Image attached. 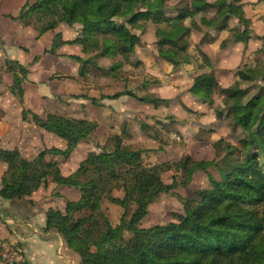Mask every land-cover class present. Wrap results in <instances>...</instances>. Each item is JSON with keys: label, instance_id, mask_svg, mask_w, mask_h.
<instances>
[{"label": "trees", "instance_id": "16d2710c", "mask_svg": "<svg viewBox=\"0 0 264 264\" xmlns=\"http://www.w3.org/2000/svg\"><path fill=\"white\" fill-rule=\"evenodd\" d=\"M240 1L190 0L179 9L164 10V0H35L25 3L11 19L33 25L38 36L54 31L60 24L79 25L78 37L65 42L55 34L50 49L44 53L56 55L62 45L77 44L82 56L70 58L79 64V77L86 78L90 69L102 68L100 76L116 78V70L124 63L117 61L106 68L98 65L99 59L121 56L129 61L133 54L138 59L137 49L145 46L141 41L145 27L140 22L156 26L157 57L174 70L189 61L186 51L192 33L205 32L198 44L201 45L211 42L208 30L229 29L230 35L220 48L237 42L246 44L252 31L238 6ZM205 13L212 16L197 19ZM232 18L237 24L230 29ZM187 19L189 26L184 25ZM260 40L264 52V37ZM200 54L211 67L209 59ZM137 61L133 67L141 64ZM5 70L12 76L10 93L22 103L27 68L6 60ZM236 75L239 81L224 88L212 70L195 77L188 93L203 104L211 103L216 95L220 98L218 115L224 112L223 120H231L234 129L244 132L237 141L238 148L226 145L220 157L219 139L212 143L214 157L210 161L185 156L179 173L181 181L172 177L168 185L162 180L164 165H145L142 155L147 151L126 146L119 136L112 138L110 149L89 152L75 172L62 176L54 158L67 159L79 142L94 134L96 124L58 114H47L42 119L23 108L24 122L52 133L66 147L44 149L32 159L23 158L16 149H0V162L6 165L0 199L21 200L46 188L49 181L77 189L78 201H65L63 211H46L44 231L57 233L65 247L78 256L80 264H264V86L248 91L240 87V82L249 81L251 75L256 76L253 81L264 79V75L255 65L239 69ZM121 96L153 107L167 102L151 95L138 97L126 89L103 98ZM210 168L217 171L219 179L210 174ZM198 171L206 174L208 186L188 197H178L182 211L175 215V221L148 228L137 226L160 195L171 193L177 186L186 187ZM114 191L122 196H112ZM104 199L123 210L115 226L101 208ZM125 232L132 234L129 239H125Z\"/></svg>", "mask_w": 264, "mask_h": 264}, {"label": "crops", "instance_id": "0c3cea01", "mask_svg": "<svg viewBox=\"0 0 264 264\" xmlns=\"http://www.w3.org/2000/svg\"><path fill=\"white\" fill-rule=\"evenodd\" d=\"M34 1L0 0V10L8 11L0 12V37L4 41L0 56L3 54L7 60L17 61L28 70L26 80L22 83L24 91L22 103L10 93L9 85L0 84V111L2 112L0 116V149H16L26 159L34 158L44 149L64 150L66 143L52 133L39 129L32 123L24 122L21 115L23 108L30 110L42 119L47 114H58L95 123L94 134H97L102 125L97 123L96 118L84 116L83 111L92 112L98 108L108 109L107 112L112 114V120L114 117H122L123 122L117 133L114 128L111 129L113 127L111 124L106 127L105 133L103 132L100 137L103 138L104 134L111 133L123 138V143L126 146L135 144L128 141V138L143 137L144 127L140 125V121L150 126V122L155 116L163 119L170 118L176 124L186 120L182 122L186 126L179 125V128L177 127L179 129L177 131H180L179 134L183 138L189 134L187 130L190 131V129L187 125L190 122L194 123L196 114L207 122L202 123L204 126L213 124L216 121L214 113L216 116L220 98L214 96L211 103L203 104L193 97L188 93V89L194 78L213 70L221 87H229L238 82L239 78L236 72L245 66H250V62H244L243 66L237 69L230 67L229 64L236 58L240 64L243 57L246 59L250 54L260 51L262 47L260 38L264 37V0H241L238 6L244 17L250 21L252 31V37L248 42L246 44L237 42L222 49L220 44L229 37V29L220 32L208 30L211 42L201 45L198 44L205 32L197 35L192 33L190 45L186 51L189 61L174 70L170 64L157 57L155 29L153 26L147 25L145 32L141 35V41L145 46L137 49L138 59L141 62L139 69H142L144 74L140 76L141 78L131 76L129 85H133V89L124 87L121 91L126 89L138 97L151 95L167 101L153 107L151 104L139 102L128 96L109 99L103 97L114 94H101L99 98L94 95H84L80 89L84 87L83 80L85 78L78 76L79 64L70 58V56H82L81 47L77 44H64L57 50L56 55L44 53L45 50L50 49L55 34H60L62 41L65 42L78 37L81 29L79 25L60 24L54 31L38 36L33 29L19 32V27L15 23L18 21L4 16H14V13L10 11L19 12L25 3ZM214 1L216 0H206L208 3ZM208 14L203 16L205 18L212 16V14ZM236 24L237 20L232 18L228 27L231 29ZM184 25L189 26V21L186 20ZM200 53L209 59L211 67L207 66ZM34 58L37 59L34 60ZM153 82L154 84H151ZM126 85L128 84L124 86ZM215 97L218 98V101H215ZM119 105H123L124 109H117L116 106ZM213 106L215 107L214 113ZM72 107L76 108L75 111L80 113V116L70 115ZM111 108L114 112H109ZM166 111H170L171 114L169 115ZM178 112L181 114V118L174 116L179 115ZM198 128L204 129L203 127ZM210 128L213 129V127ZM210 135V138L204 140L195 139V143H189V146L204 145L211 148L212 143L216 142V138L213 133ZM150 141L151 145L145 147L147 152L156 149V140ZM90 144L87 140H83L77 144L67 159L59 156L54 158L62 176H68L75 172L87 154L94 152ZM138 149L145 150L140 147ZM146 153L142 155L143 159L146 157ZM211 159L206 158L205 161ZM144 164L151 166L156 163L144 162ZM5 169L6 165L0 162V181ZM79 197L80 193L77 189L63 185L57 186L49 181L46 188H39L21 200L10 202L0 199V207L3 210L0 212V246L19 247L24 252L28 264H80L78 256L65 247L57 233L44 231L45 214L49 208L63 211L65 201L76 202Z\"/></svg>", "mask_w": 264, "mask_h": 264}, {"label": "rangeland", "instance_id": "374dc122", "mask_svg": "<svg viewBox=\"0 0 264 264\" xmlns=\"http://www.w3.org/2000/svg\"><path fill=\"white\" fill-rule=\"evenodd\" d=\"M189 2L190 0H164L163 8L164 10H175L183 7ZM0 12H8V11L0 10ZM10 12L14 13L13 14L14 16L11 15H4V16L11 18L17 16L18 14L17 13L18 11L12 10ZM203 15L206 16L209 14L205 13L198 15L197 19L198 17H201ZM187 21H189L190 24V19H187ZM15 23H17L16 25L17 27H19L18 28L19 32L28 31V29H33L37 33L36 28L33 25L26 26L22 24L20 21ZM140 23L145 28L147 25H149V26H153V29H156V26L151 22H147V23L140 22ZM131 30L134 33L140 32L139 30L136 29H131ZM3 46H4V41L0 37V50H2ZM6 60L7 59L4 58V55L2 54L0 56V84H3V86L9 85L10 88L12 84V76L10 73H8L5 70ZM137 60L138 59L135 54L131 56L129 61L124 60V58L121 56H118L115 59H108V58L99 59L98 65L100 67H106V68L110 67L112 63H115L117 61H122L124 63V66L116 70V72L118 71V73L116 74L117 75L116 78L100 76L103 73L101 71L102 68L90 69V75L83 80L84 87H82L83 89L80 90L84 92V95H94L97 98H99L101 94L118 93L124 87L133 89V85H129L130 77L139 76V78H141L140 76L144 74V71H142V69H139L140 65H138L137 67L132 66L135 63H138ZM244 62L245 63L250 62L249 63L250 66L255 65L257 67V71L261 72L264 75V52L262 50L250 54V56L247 57L246 59L243 57L241 59L240 64H238V60L236 58L232 63L229 64V66L237 69L242 67L243 66L242 64ZM255 77H256L255 75H251L249 81L245 83L240 82L241 89L248 91L251 90L252 88H255L256 90V86L258 85L264 86V79L261 78L260 81L257 80L253 81ZM125 84L128 85L124 86ZM151 84H154V82ZM61 85H65V84H61ZM255 90L250 91L248 97L253 95L256 92ZM217 97H215V101H218L219 97L218 98ZM116 108L124 109V106L119 105L118 107L116 106ZM212 108L214 113L215 107L213 106ZM75 109L76 108L74 107L70 109V115L80 116L79 115L80 113L75 111ZM107 111L108 109L104 110L102 108L92 110V112L90 111L87 112L86 110L83 111L84 116L96 118V120L98 121L97 123H100L102 125L100 130L97 132V134H93L89 139H87L88 143H91L90 145H92L91 148L93 149L92 151L94 152L110 149L112 147V138L114 137V135L111 133H109L108 135L104 134L103 138L100 137V135L106 130V127L111 124L113 125L111 129L114 128V130L117 133L120 129L119 126L123 122L122 117H114V119L112 120L111 118L112 114L108 113ZM110 111H113V109L111 108L109 112ZM106 113H108V115H106ZM166 113H168L169 115L171 114L170 111L168 112L166 111ZM1 114L2 112L0 111V116ZM178 114L179 115L176 114L174 116H178L181 118V114L179 112ZM223 116H224V112H222L220 116L218 115V113H216L215 116L214 113V118L216 119V121H214L213 124H205L204 126L202 123L204 122L207 123V122L204 119L202 120L201 119L202 117L196 114L194 123H191L190 121L192 120H190L189 121L190 123H188L187 125L189 126L190 131L187 130L189 134H187L185 138H183V136L179 134L180 131L178 132L177 129L179 128V125L186 126L184 125V123H182L185 122L186 120H183L182 122L179 121L176 124V122L175 121L173 122V120H171L170 118L163 119L162 117L155 116V118H152L150 122L151 123L150 126L140 121L141 123L140 125L144 127V133H143L144 135L142 138H137V137H132L131 139L128 138L127 139L128 141L130 140L131 142H134L137 145L136 146L135 144L134 145L128 144V146H130L132 149L135 150L136 149L139 150L138 149L139 147L145 149V147L147 148L151 145L150 140H156L155 143L156 149L147 152L146 157L143 159V162L145 163L147 162L148 164L151 163L163 164L165 167V171L162 173V180L165 184L168 185L171 184L172 177L179 178V173H180L179 169L181 170V161L185 156H190L191 159L195 161H200V160L205 161L206 158L210 159L214 157V152L212 147L207 148L204 145L189 146V143H195V139L197 140V139L210 138L211 137L210 134L212 133L215 135L214 138H216V141L222 139L218 151L220 157L221 155H224V149L226 145H230L232 147L238 148L237 141L244 137V132L240 128L234 129L231 120H223ZM198 127H203L204 129ZM210 127H213V129H211ZM208 171L215 179H219V175L214 168H210L208 169ZM180 181L181 179L179 178V182ZM207 186H208V180L206 174L202 171L196 172L192 176L190 183L186 187L177 186L171 193L160 195L156 199V201L149 206L147 215L141 220V222L137 226L140 228H148L156 224H166L168 222L175 221L174 220L175 215L181 213L182 211L181 202L179 201L178 197L181 198L188 197L192 195V193L195 190L202 189ZM112 196L121 197L122 193L114 191L112 193ZM101 208L104 212V215L107 217V219L112 225L115 226L116 224L119 223L120 217L123 213V210L119 206H116L107 199H104L102 201ZM1 211L3 210H1L0 207V212ZM131 235L132 234L130 232L124 233L125 239H129Z\"/></svg>", "mask_w": 264, "mask_h": 264}, {"label": "built area", "instance_id": "2783aa9c", "mask_svg": "<svg viewBox=\"0 0 264 264\" xmlns=\"http://www.w3.org/2000/svg\"><path fill=\"white\" fill-rule=\"evenodd\" d=\"M0 264H28V261L19 247L0 246Z\"/></svg>", "mask_w": 264, "mask_h": 264}]
</instances>
